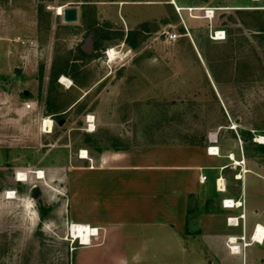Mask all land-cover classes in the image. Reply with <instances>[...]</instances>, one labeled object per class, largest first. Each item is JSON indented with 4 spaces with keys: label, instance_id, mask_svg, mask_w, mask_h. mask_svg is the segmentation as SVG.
Instances as JSON below:
<instances>
[{
    "label": "rangeland",
    "instance_id": "1",
    "mask_svg": "<svg viewBox=\"0 0 264 264\" xmlns=\"http://www.w3.org/2000/svg\"><path fill=\"white\" fill-rule=\"evenodd\" d=\"M97 34L115 59L94 49ZM0 39L13 56L0 73V264H76L63 174L82 151L89 162L116 146L208 144L264 183V0H0ZM255 181L251 198L264 199Z\"/></svg>",
    "mask_w": 264,
    "mask_h": 264
},
{
    "label": "crops",
    "instance_id": "2",
    "mask_svg": "<svg viewBox=\"0 0 264 264\" xmlns=\"http://www.w3.org/2000/svg\"><path fill=\"white\" fill-rule=\"evenodd\" d=\"M11 54V47L0 42L1 74L13 61ZM210 147L116 146L89 162L80 157V165L67 168L69 225L100 232L74 249L75 263L264 264V241L255 234L259 225L264 227V199L253 200L250 194V175L260 187L263 177L247 172L219 146V154ZM219 177L226 181V192L217 189ZM232 182L240 190L231 189ZM225 199L242 206L227 208ZM243 213L239 225L229 223L228 217ZM231 239L239 246L235 251L229 248Z\"/></svg>",
    "mask_w": 264,
    "mask_h": 264
},
{
    "label": "built area",
    "instance_id": "3",
    "mask_svg": "<svg viewBox=\"0 0 264 264\" xmlns=\"http://www.w3.org/2000/svg\"><path fill=\"white\" fill-rule=\"evenodd\" d=\"M208 14H209V13H208ZM212 16H214V11H212ZM207 17L210 18V15H208ZM177 37H178L177 34H171V35H170V39H172V40H176ZM226 38H227V35H226V31H225V30H219V31H216L215 34L213 35V39H214V40H226ZM17 41L20 42V41H21V38H18ZM22 43L25 44L26 41H23ZM112 50H114V57L117 55L118 52H117L116 48L114 47V49H113V48H111V49H107V51L105 52V55H104L105 58H107V59H110V58H111L110 52H111ZM29 107H30V104H28V108H29ZM45 121H46V120H45ZM45 121H44V130H45ZM50 121H51V123H52V128H53V121H52V120H50ZM90 126H91V124H90ZM216 141H217V140H215V142H216ZM257 141H258V142H261L259 139H257ZM213 148L217 149V150L214 151V152L217 153V154H219V147H217V146H211V147H210L211 150H212ZM203 179L206 180V179H207V176H204ZM216 186H217L218 191H220V192H226V190H227L226 181H225V179H224L223 177H219V178L217 179V181H216ZM223 204H224L225 207H227V208H232V209L235 208V207H238L239 205L242 206L241 203H239V202H235V201L232 200V199H225V200L223 201ZM244 217H245V214H244V213L241 214L240 216H230V217H228V221H229V223L232 224V225H239V219H240V218H243V219H244ZM77 225H78V224H70V225H69V228H68V230H69V234H70V237H71V241H72V242H75V241L79 240V241L82 243L81 238H80V239H77V237L73 236V233H74V227L77 226ZM257 229H258V227L255 229V234H256ZM99 235H100V232H99V229H98V228H91V231L89 232V238H92V237H94V238H98ZM243 238H244V237H243ZM230 241L232 242V243L230 244V246H229L230 250H231V251H235L236 249H238L239 246H237L236 244H234L233 239H231ZM235 242H236V241H235Z\"/></svg>",
    "mask_w": 264,
    "mask_h": 264
},
{
    "label": "bare ground",
    "instance_id": "4",
    "mask_svg": "<svg viewBox=\"0 0 264 264\" xmlns=\"http://www.w3.org/2000/svg\"><path fill=\"white\" fill-rule=\"evenodd\" d=\"M63 10V9H62ZM62 10H60V11H62ZM110 55H111V58L113 59H115V57H114V50H112L111 52H110ZM65 81H66V79L65 78H63L62 79V82H64L65 83ZM68 81V80H67ZM90 121H92L93 120V118L92 117H90ZM91 126H93V125H91ZM52 123H51V121L49 120V119H46V121H45V131L46 132H51L52 131ZM261 141H264V138H261ZM214 149V148H213ZM82 157H84V158H88L89 157V155H88V153L86 152V151H82ZM239 163V162H238ZM23 176H24V174L23 173H20L19 174V176H18V179L19 180H27L28 178H24V179H22L23 178ZM22 177V178H21ZM38 178L39 179H44L45 178V173H44V171H39L38 172ZM14 193L13 192H10L9 193V199H14L15 198V196L13 195ZM91 231V228L90 227H88V226H85V225H77V226H75L74 227V233H73V236H75V237H77V239H80L81 238V240H82V243L83 244H89L90 243V238H89V232ZM256 239L258 240V241H264V227L262 226V225H259L258 226V229H257V231H256Z\"/></svg>",
    "mask_w": 264,
    "mask_h": 264
},
{
    "label": "trees",
    "instance_id": "5",
    "mask_svg": "<svg viewBox=\"0 0 264 264\" xmlns=\"http://www.w3.org/2000/svg\"><path fill=\"white\" fill-rule=\"evenodd\" d=\"M146 28H147V24H144L143 27H141L140 29L145 31ZM134 32L135 31H132L129 34V36L127 37V42L132 47H136V43L134 42V39H133V36L135 34ZM108 38H109L108 35L97 34L96 39L94 40V49L97 51H101V52L105 51L107 49V46H105L103 43H104V40H108ZM67 67H68V61L66 63H64L63 65L54 66V69L52 71V76H53L54 82H57L60 75L67 73V71H66ZM54 113H59V112L55 111ZM241 133H242V137H241L242 139H244L245 141L250 140L252 142L253 135L251 133L243 132V131H241ZM256 146H257L258 150H260L261 152L264 153V144H262V143L257 144L256 143Z\"/></svg>",
    "mask_w": 264,
    "mask_h": 264
},
{
    "label": "water",
    "instance_id": "6",
    "mask_svg": "<svg viewBox=\"0 0 264 264\" xmlns=\"http://www.w3.org/2000/svg\"><path fill=\"white\" fill-rule=\"evenodd\" d=\"M62 16L65 23H76L79 19V10L77 7L63 8ZM91 46V41H88V45L85 48L86 51H89ZM37 195L38 194L36 193L35 196Z\"/></svg>",
    "mask_w": 264,
    "mask_h": 264
}]
</instances>
